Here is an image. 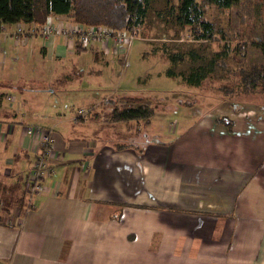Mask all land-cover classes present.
Here are the masks:
<instances>
[{"label":"crops","instance_id":"crops-1","mask_svg":"<svg viewBox=\"0 0 264 264\" xmlns=\"http://www.w3.org/2000/svg\"><path fill=\"white\" fill-rule=\"evenodd\" d=\"M16 25L0 31V78L2 44L13 46ZM15 46V74L2 81L21 76L26 61L34 80L50 72V84L0 94V264H264V115L233 114L229 129L219 115L187 109L183 119L193 122L178 137L132 151L101 129L125 126L112 120L109 97L55 100L72 88L67 59L102 74L123 54L101 42L77 52L62 36L50 47L41 35ZM27 127L51 130L54 140L52 173L31 201L38 141Z\"/></svg>","mask_w":264,"mask_h":264},{"label":"rangeland","instance_id":"rangeland-1","mask_svg":"<svg viewBox=\"0 0 264 264\" xmlns=\"http://www.w3.org/2000/svg\"><path fill=\"white\" fill-rule=\"evenodd\" d=\"M181 2L152 0L144 24L126 50L123 66L124 54L113 56L110 67L102 74L95 68L90 72L89 65L78 56L67 59L69 74H74V81L68 83L72 88L67 91L60 89L55 100L70 96L72 101L87 105L97 100L104 102L109 97V104L105 105L113 101V110L129 105V97L139 98L136 104H146L154 110L150 122L141 119L133 120L131 125L125 122L124 127H101L106 136L114 140L113 144H125L132 151H147L155 143L178 137L179 130L193 122L189 120L186 123L183 119L187 109L190 114L201 111L224 119L252 110L264 115V94L261 97L253 91L244 93L240 78L241 71L264 64V0H240L230 8L217 4L200 7L202 17L211 26L210 31H206L196 18L193 24L186 23L180 12ZM194 28H198L200 33H194ZM101 44L103 47L109 44L116 49L114 41ZM13 46L9 39L2 44L6 53L3 61L6 77L0 78V94L9 89L8 93L15 97L17 88H10L17 86L22 89L48 88L50 72L40 74L38 80H34L27 70L26 61L19 63L21 76H14L7 84L2 81L15 74L9 68L16 62L8 57L22 48ZM178 56L182 59L174 61L173 57ZM118 57H121V63ZM44 67L50 69L46 64ZM198 68L202 69L205 77L200 86H194L187 79L191 73H197ZM24 75L27 78H21ZM52 84L58 86L55 80ZM220 87H226L229 93L219 91ZM261 88L263 86L255 90ZM99 108L104 107L100 105Z\"/></svg>","mask_w":264,"mask_h":264},{"label":"trees","instance_id":"trees-1","mask_svg":"<svg viewBox=\"0 0 264 264\" xmlns=\"http://www.w3.org/2000/svg\"><path fill=\"white\" fill-rule=\"evenodd\" d=\"M151 2L152 0H0V31L5 25L18 23L32 24L37 28H42L48 22L49 17L54 15L68 17L72 23L82 26H107L116 32L131 31L134 27L137 32L148 16ZM238 2L240 0H200L198 4L197 0H182L180 12L186 23L193 24L196 18L206 31H210L211 26L202 17L200 7L217 4L230 8ZM193 32L200 33L198 28H194ZM83 48L79 42H76L77 52L85 51ZM115 51L118 50L115 49ZM178 59H182V56L173 57L174 61ZM197 70V73H191L187 79L194 86H200L205 77L201 68ZM240 78L244 93L253 91L255 94H261L262 97L264 94V64L241 71ZM259 86H263V89L256 91L255 89ZM218 90L225 94L229 93L226 87H220ZM128 100L132 103L128 102L129 105L115 107L112 110V120L129 122L144 119L148 123L154 114L153 108L146 104L133 105L140 101L139 98L129 97ZM216 121L225 123L229 129L232 128V122L223 117L217 118Z\"/></svg>","mask_w":264,"mask_h":264},{"label":"built area","instance_id":"built-area-1","mask_svg":"<svg viewBox=\"0 0 264 264\" xmlns=\"http://www.w3.org/2000/svg\"><path fill=\"white\" fill-rule=\"evenodd\" d=\"M50 16L48 22L42 27L37 28L32 24L18 23L16 29L11 33L15 45H25L32 37L41 35L45 46L50 47L54 37L62 36L66 38L71 49L76 47L79 42L82 47H89L92 43L114 41L117 52L126 54L132 41L136 38V29L133 27L129 34L126 32H116L108 27L103 26H82L72 23L70 20L55 21ZM126 57V55H125ZM86 113L80 112L79 116L83 117ZM77 118H74L76 120ZM24 132L38 141V150L35 163L32 168V185L30 186L28 197L29 201L44 191V179L52 171L50 161L54 156V140L51 130L40 127H27Z\"/></svg>","mask_w":264,"mask_h":264}]
</instances>
